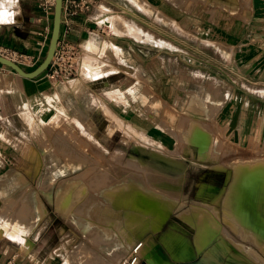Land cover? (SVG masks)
<instances>
[{
    "label": "rangeland",
    "instance_id": "374dc122",
    "mask_svg": "<svg viewBox=\"0 0 264 264\" xmlns=\"http://www.w3.org/2000/svg\"><path fill=\"white\" fill-rule=\"evenodd\" d=\"M21 1L25 4H22L24 23L19 28L8 26L6 34L9 45L24 48L28 38L34 35L33 33L42 31L43 27L32 22L37 14L33 17L29 11L26 5L28 0ZM210 1L212 0H185L186 3L195 2L205 8L194 11L202 18V35L213 33L210 32L213 29L203 22L205 16H209L207 7ZM213 1L227 6L222 0ZM15 2L18 0H8V7H14ZM169 2L177 5L175 0ZM137 6L143 7L139 4ZM172 7L170 4V8ZM6 9L8 8H1L0 22L4 23ZM35 10L37 11V7ZM212 13L214 14V11ZM218 13L220 24L217 25L216 34L220 35L225 32V12ZM103 14L99 19L101 24L105 23L106 17L113 16ZM227 14L232 15L233 23L226 34L230 38L228 40L236 46L234 50H240L239 42L243 40L248 41L250 54L264 51V11L247 13L233 10ZM246 16H249L250 23L241 38V33L246 27L242 28L240 22ZM160 18L154 11L153 37L158 41L165 39L161 36ZM163 28L167 30L165 26ZM192 29L187 27L184 30L169 23L168 34L171 42H163V46L150 43L152 72L150 68L144 70L143 63H139L138 59L136 68L139 74H136L137 71L131 74L136 78L134 94L124 100L112 95L116 90L115 84L123 78H129L122 74L110 72L104 76L89 77L81 66L74 85L66 89L61 86L55 88L49 69L41 75V81L46 86V97L49 95L50 98L48 99L51 106H48L51 110L42 116L41 125L38 126L41 136L35 138L38 143L36 147L42 154L43 151L47 152L41 155L40 200L36 198L38 203L37 200L34 201L32 207L35 213H48L46 224L51 220L50 225H62L67 231L73 232L72 236L67 238L70 245L69 250L64 253L63 264H103L107 254L111 253L108 250L110 247L118 250L117 256H110L116 263L128 259L130 264L135 257L138 259L139 250L134 253V249L140 242L135 243L144 240L149 233H159L170 218L173 222H178L175 218L177 216L188 227L187 229L184 224L180 226L177 223L185 228L188 236L191 237L194 232L189 241L195 248L194 252L200 256L201 262L198 264H264V90L249 86L248 92L243 93L239 90L218 91L219 106L207 108L196 95L191 97L192 92H173L176 101L177 97L181 99L182 106L173 109L167 106L162 100V96L167 98V92L161 89V80H166L167 77L163 72L162 58L166 59L168 52L169 56L172 51L182 52L183 48L178 46L176 41H183L184 36H192ZM199 45L202 51H213L212 47L202 43ZM47 47L48 45L42 52L41 62ZM102 56L103 52L94 51L88 55L84 52L83 68L88 58L102 60ZM258 61V58L250 59L248 68L253 70ZM235 66L236 60L233 63V67ZM103 82H109V88H105ZM226 84L229 85L228 82ZM91 91L101 93L97 95ZM189 98V105L183 106ZM225 98L228 101L225 102ZM128 100L139 105L138 109L145 118L143 125L138 124L136 128L133 125L122 126L105 106L107 102L116 106L128 104ZM76 102L85 103L84 107L88 103L94 106L86 108L90 120L83 125L76 120L75 109L70 110ZM59 107L65 110L67 117L58 112ZM198 131H203V134H197ZM114 132H117V135L113 136V139L110 135ZM102 140H110L109 146L103 147ZM28 142L33 141L29 138ZM146 151L154 153L157 158L149 157ZM170 163L184 164V170L173 169ZM67 165L75 169L69 171ZM119 178L120 181L125 179L127 183L139 182L138 188L143 192V199L137 194L136 200L140 196L137 201L133 197L128 204L122 205L120 210L114 209V212H120L118 217L108 211L107 206L110 203L106 201V194L119 192L116 187ZM65 184L70 187L67 192L69 199L65 208L61 209L56 200L63 189L61 186ZM124 190L125 188L121 187V192ZM50 191L51 200L47 195ZM61 195L63 196L64 192ZM132 199L133 202L136 201L135 207L132 205ZM39 203L40 206L37 205ZM22 204L25 206L24 217L7 219L9 227L16 226L15 231L19 230L17 227L22 223L34 221L28 212L30 204L22 202L20 206ZM139 205L144 208H139ZM6 215L9 213L5 208L0 225ZM219 217L235 233L222 232ZM177 224L173 225L171 222L168 227L172 226L175 233L184 234L178 230ZM124 242H127V246L123 253L119 248ZM93 244L105 247V252L92 249Z\"/></svg>",
    "mask_w": 264,
    "mask_h": 264
},
{
    "label": "crops",
    "instance_id": "0c3cea01",
    "mask_svg": "<svg viewBox=\"0 0 264 264\" xmlns=\"http://www.w3.org/2000/svg\"><path fill=\"white\" fill-rule=\"evenodd\" d=\"M222 1L227 6L218 4L213 0L208 4L207 10L209 11V16H205L203 22L204 24L207 23L208 28L213 29L210 30L213 33L202 35V18L200 14L197 15L194 11H201L205 8L195 2L186 3L185 0H182V2L181 0H176L177 5H175L170 3L169 0H140V2L145 4L143 8H140L137 6L136 0H95L94 9L90 13L79 17L75 32L71 36V42L78 45L82 52H85L87 55L94 53V51L95 53L103 52L104 56L100 60L108 67H112V70L108 73L115 72L116 74L129 77L123 78L114 87L116 90L123 92L131 89L132 94L127 96L129 98L134 94V82L136 81V78L131 76V74H134L136 71V74H139V70L136 68L138 59L140 60L139 63H143L144 70L150 68L152 72L153 65L152 45L150 44L152 42L138 40L130 32V29H137L145 36L153 37V13L154 11L158 15L162 13L169 18H160L161 36L165 38L161 39L162 43L169 44L171 42L168 34L170 22L184 30L187 27H191L193 28L192 32H194L190 37L184 36L183 41L175 40L177 45L183 48L182 52L172 51L171 56L168 55V52L166 59L162 58L164 60L162 61V65L164 66L163 72L167 76L166 80L163 78L161 80V89L167 92V98L162 96V100L167 106L172 107L171 109L173 107L178 108L182 106V103H180L181 99L177 97L176 101L172 93L192 92L191 97L196 95L206 105V108L213 105L217 107L219 106L218 97H220L217 96L218 91L229 92L230 90H239L243 93L245 91L248 92L249 86L264 90L262 88L264 87V51L250 54L247 48L248 41L243 40L239 42L241 43L240 50L236 51L234 50L236 46L233 45L232 41L228 40L230 38L226 34L227 29L229 30V27H232L233 23L232 15L228 16V11L238 10L247 13L264 11V0ZM15 4H18L20 7L21 19L10 23L0 22L2 24L0 28V45L34 54L43 52L44 50L42 51L38 44L39 39L35 35L36 33H33L34 35L28 38L24 48L9 45L6 34L8 26L13 25L19 28L24 23L22 4H25L21 0H18ZM170 4L173 6L172 8H170ZM26 5L31 14L34 15L33 17H35V13L37 14L35 0H32V2L28 0ZM150 6L154 9L149 8ZM1 8H9L8 0H0V12ZM99 10L104 11V14L99 13ZM213 11L214 14L212 13ZM217 12H225L223 16L225 20V32L220 35L216 34L217 25L220 21L217 18L219 17V13L217 14ZM107 13L113 14V16H108L105 20L113 18L122 20L125 25L123 32L113 31L110 24L106 22V24H101L99 22L101 14L105 16ZM109 17L113 18L110 19ZM240 23L242 28L246 27L241 33V38H243L250 23L249 16L242 19ZM164 26L167 30L163 28ZM203 30L209 32L208 30ZM185 37L188 42H186ZM201 43L212 47L213 51H202L199 45ZM167 49L170 48L167 47ZM90 58L93 59L94 57ZM257 58L260 61L256 62L253 70H250L248 68L249 60ZM234 60H236L235 67H233ZM82 70H84L83 64ZM92 75L99 76L96 74ZM91 76L89 75V77ZM41 77L25 79L12 70H4L0 73V218L5 208L9 213L0 225V264H63L64 253H66V250H69L70 245L67 242V238L73 234V232L67 231L62 225L57 227L50 225L51 220L46 224L45 220L48 213L44 215H41L39 212L35 213L32 207L36 198L40 200L41 155L47 152L43 151L42 154L41 150L36 147L38 143L35 142V138L38 139L40 137L38 126L41 125L42 116L51 110L49 108L51 106L49 102L50 98L48 97L49 95L46 97V86L41 81ZM75 81L70 82L71 84L57 85L55 88L57 89L59 86L63 87V89L72 87ZM103 83L105 88H109V82ZM91 92L97 95L101 93V91H98V93ZM59 94L62 95L60 91ZM55 99H57V94H55ZM190 100L191 98L186 101L187 103H183V106H188ZM226 100L228 101L227 98H225V102ZM232 101L233 99H231ZM130 103L116 106L107 102L105 106L111 110V114L118 119L120 125L126 127L133 125L136 128L138 124L143 125L142 122L145 118L143 113L139 111L137 102L130 101ZM84 104L77 103L72 105L73 108L70 109L71 111L75 109L76 120L82 125L90 120L86 108L88 109L89 106L94 107L89 103V105L87 104L84 107ZM232 105L230 104V106ZM61 109L63 108L59 107L58 112L63 115ZM63 111L65 117H67L64 109ZM115 133L117 132H114L110 137L114 139L115 137L113 136L117 135ZM29 138L32 139V143L28 142ZM101 143L103 147H108L110 140L109 142L102 140ZM33 196L35 199H32ZM198 197L202 196L198 195ZM22 202L30 204L28 212L34 221L22 223L17 227L19 230L15 231L14 228L16 226L9 227L7 219L10 218L12 220L24 217L25 206L23 204L20 206ZM188 208H183V210ZM219 221L222 232L227 231L230 233V231H233L221 217H219ZM183 235L191 240L194 232H192L191 237L186 233ZM230 235L233 236V234ZM139 242L141 240L135 244ZM94 245H92V249H96L98 252L101 250L105 252V247ZM108 250L111 253L107 254L106 262L103 264H128L130 262L128 259H122L121 263H116L110 256L118 255L117 248L110 247ZM198 260L200 263V256Z\"/></svg>",
    "mask_w": 264,
    "mask_h": 264
},
{
    "label": "built area",
    "instance_id": "2783aa9c",
    "mask_svg": "<svg viewBox=\"0 0 264 264\" xmlns=\"http://www.w3.org/2000/svg\"><path fill=\"white\" fill-rule=\"evenodd\" d=\"M35 1L37 17L33 19V22L43 27L42 31L36 32V36L39 39L38 44L43 51L49 44L51 36L55 0ZM94 5L95 0H63L60 39L55 56L49 67L54 86L71 84L70 82H74L78 77V72L82 66L83 52L78 45L71 42V36L75 32L79 17L90 13L94 9ZM1 26L2 24L0 23V28ZM42 55V52L34 54L0 45L1 57L17 63L27 71L34 70L40 64ZM4 70L10 69L0 64V73ZM137 248L139 249V245Z\"/></svg>",
    "mask_w": 264,
    "mask_h": 264
},
{
    "label": "water",
    "instance_id": "95a60500",
    "mask_svg": "<svg viewBox=\"0 0 264 264\" xmlns=\"http://www.w3.org/2000/svg\"><path fill=\"white\" fill-rule=\"evenodd\" d=\"M63 18V0H55L52 32L43 61L32 71L23 69L17 63L0 56V64L25 79H36L45 73L55 56L61 33ZM149 233L139 243L138 264H198L197 255L185 237L173 232ZM141 247V248H140Z\"/></svg>",
    "mask_w": 264,
    "mask_h": 264
},
{
    "label": "bare ground",
    "instance_id": "6f19581e",
    "mask_svg": "<svg viewBox=\"0 0 264 264\" xmlns=\"http://www.w3.org/2000/svg\"><path fill=\"white\" fill-rule=\"evenodd\" d=\"M16 1V0H15ZM173 1V0H172ZM176 1V0H175ZM16 3V2H15ZM136 3L137 4H139L141 7L143 6H145V4H143L142 2H140V0H136ZM142 7V8H143ZM149 8H152V9H154L153 7H149ZM20 7H19V5L17 4L15 7H9L8 9H6V10H4V22H16V21H18V20H20L21 19V17H20V15H21V13H20ZM99 13H103L104 11H98ZM159 16L161 17V18H165V19H169V18H167L165 15H163L162 13H159ZM107 24H110L111 25V27L114 29V30H116V31H119V32H123L124 30H125V25H124V23L122 22V20L121 19H119V18H113V19H111V20H106L105 21ZM126 29L127 30H129V28L128 27H126ZM130 32L138 39V40H141V41H145V42H154V43H156V44H158V45H160V46H163L164 44L161 42V41H158V40H156L155 38H153V37H150V36H145L144 34H142L139 30H137V29H133V28H131L130 29ZM94 68V69H93ZM84 72H85V74L87 75V76H91L92 74H96V75H99V76H103V75H106V74H108V72L109 71H111L112 70V67H108L105 63H103L100 59H92V58H90V59H88L87 60V62H86V65H85V67H84ZM83 75H84V73H83ZM132 94V90L130 89V90H128L127 92H123V91H121V90H115V91H113L112 92V95L115 97V98H121V99H125L128 95H131ZM62 110V114L64 115V117H65V113H64V111H63V109H61ZM114 121H115V119H114ZM117 122V121H116ZM114 124H115V122H114ZM113 124V125H114ZM162 127H163V125H161ZM196 132V131H195ZM203 132V131H202ZM202 132H200V131H198L197 132V134L198 133H201V134H203ZM128 134V133H127ZM200 134V135H201ZM129 136H132V135H130V134H128ZM40 136H41V134H40ZM203 136V135H202ZM206 137V136H205ZM40 138V137H39ZM42 139H43V137H41ZM194 139H196V138H194ZM198 139H200V138H198ZM204 139V138H203ZM207 139V138H206ZM208 141V140H207ZM208 143V142H207ZM45 148H48V147H45ZM48 150H49V148H48ZM146 154L147 155H149V157H151V158H157L156 157V155H154V153H152V152H147L146 151ZM118 155H120V154H118ZM122 155V154H121ZM120 155V156H121ZM158 161V160H157ZM171 164V166H172V168L173 169H177V170H181V169H183L184 170V167H185V165L184 164H176V163H170ZM132 165H135V163H132ZM135 168L137 167V166H134ZM75 169V167H72V166H70V165H67V170H69V171H73ZM252 172V171H251ZM129 181H130V179H129ZM42 184V183H41ZM139 182H137V181H133V182H131L130 181V183H127V182H125V179H123V180H121L120 181V178L118 179V181H117V184H116V187L118 188V190H119V192H117V193H115V192H109V193H107L106 194V196H107V198H106V201L108 202V203H110V204H108L109 206H107L108 207V211H110L111 212V214L113 215H117L118 217L120 216V212H114V209L116 210V209H118V210H120L121 209V207H123L124 205H126V203L131 199V198H133V197H135V195L137 196V194H143V192L142 191H140L139 190V188H138V186H139ZM61 187H63V189L62 190H60V192L61 193H59L60 194V196H59V198H57V200H56V202L58 203V205H60V208L62 209V208H65V205L67 204V202H68V199H69V195L67 194V192L68 191H70V187L67 185V184H65V185H63V186H61ZM121 187H124L125 188V190L124 191H122L121 192ZM213 188V187H212ZM207 191H210V190H207ZM62 192H64V195L62 196L61 194H62ZM50 194H52V192L50 191V192H48L47 193V195H48V198H49V200H51V195ZM122 196H125V197H123L122 198ZM65 197H68L67 199L65 198ZM140 197V196H139ZM138 197V198H139ZM146 197V196H145ZM138 198H137V200H138ZM141 198H142V195H141ZM32 199H35V197L33 196L32 197ZM38 199V198H37ZM36 199V200H37ZM143 199V198H142ZM39 200V199H38ZM38 200H37V203H38ZM135 200H136V197H135ZM134 200V202H136ZM149 200V199H148ZM148 200H146V201H148ZM139 201H140V199H139ZM138 201V202H139ZM131 202H133V199H132V201ZM131 202H129L130 203V205L132 204ZM134 202H133V206L135 207V205H134ZM143 202H145V200L143 201ZM52 203V202H51ZM147 203V202H146ZM128 204V203H127ZM136 204V203H135ZM143 204V203H142ZM37 205H39L40 206V203L39 204H37ZM123 205V206H122ZM130 205H129V207H130ZM137 205H138V203H137ZM39 206H37V207H39ZM132 206V207H133ZM140 206V205H139ZM145 206V205H144ZM128 207V206H127ZM133 207V209H135ZM143 206H140L139 208H142ZM125 208H126V206H125ZM138 207H137V209H139ZM144 208V207H143ZM45 209V208H44ZM112 209V210H111ZM127 209V208H126ZM136 209V210H137ZM45 211H46V209H45ZM175 234H179L181 237H185L186 238V236L185 235H183V234H180V233H175ZM0 237H1V232H0ZM186 240H187V243L188 244H190V246L192 247V249L194 248V246L191 244V242L189 241V239H187L186 238ZM127 244V242H124L123 243V245L119 248V249H121V251L124 253V251L126 250V245ZM138 247V245L135 247V249H134V253H136L139 249L137 248ZM141 248V247H140ZM194 251H195V248H194ZM130 257V256H129ZM129 257H127V258H129ZM134 258V257H133ZM133 261H132V263L133 264H136V262L138 261V259L135 257L134 259H132Z\"/></svg>",
    "mask_w": 264,
    "mask_h": 264
},
{
    "label": "flooded vegetation",
    "instance_id": "af4514ba",
    "mask_svg": "<svg viewBox=\"0 0 264 264\" xmlns=\"http://www.w3.org/2000/svg\"><path fill=\"white\" fill-rule=\"evenodd\" d=\"M172 217V216H171ZM175 218H177L178 219V222H173L172 220H171V218H170V220H169V222L163 227V229L158 233L159 235L160 234H163V233H166L170 228H172V226L169 228L168 226H170V225H168L169 223H171L172 222V224L173 225H175V224H177V223H179L180 224V226H181V224H184L182 221H180V219L178 218V216L177 217H175ZM178 225V224H177ZM185 225V224H184ZM179 225H178V230L181 232V233H185L186 232V230H184L182 227H180ZM186 226V225H185ZM187 227V226H186ZM187 229H188V227H187Z\"/></svg>",
    "mask_w": 264,
    "mask_h": 264
}]
</instances>
